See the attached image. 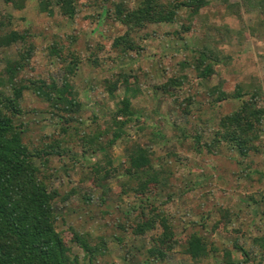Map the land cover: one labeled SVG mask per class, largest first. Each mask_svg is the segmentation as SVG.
Listing matches in <instances>:
<instances>
[{
    "label": "rangeland",
    "instance_id": "rangeland-1",
    "mask_svg": "<svg viewBox=\"0 0 264 264\" xmlns=\"http://www.w3.org/2000/svg\"><path fill=\"white\" fill-rule=\"evenodd\" d=\"M40 2L26 0L22 8H16L0 0V34L16 32L25 39L0 48V70L6 83L4 91L10 94L5 69L19 59L20 53L32 48V56L12 83L28 85L29 80L41 79L61 86L66 82L81 106L77 112L69 108V113L55 112L30 89H24L19 102L22 113L16 117L27 145L41 146L62 138L67 142V156L53 158L49 172L45 170L49 190L61 196L70 194L64 202L55 201L57 231L73 230L94 240L104 239L106 252L98 255V264H264V255L253 245L254 238L264 233V132L256 145L259 153L246 158L223 143L214 144L218 120L240 103H214L210 94L219 83L231 94L238 84L254 82L262 89L259 105L264 107V36L247 34L243 46L227 45L231 65L219 66L211 80L203 82L195 78L188 64L185 69L179 65L188 58L184 47L200 36L197 26L183 34L182 20L149 24L129 37L143 50L123 53L112 50L111 44L127 32V27L104 15L102 0H76L77 12L71 19L62 16L56 0L48 1L46 12L40 10ZM238 2L208 4L200 11V24L208 21L212 26H228L234 31L243 28L250 33L257 14L241 11L236 16L229 5ZM135 3L129 0L127 7ZM180 13L184 20L187 12ZM54 44L61 52L50 53ZM120 74L130 76L131 90L140 92L131 100L134 115L125 128L127 134L109 151L83 156L85 141L93 139L95 143L97 134L101 136L98 142L107 138L102 130L110 127L111 114L126 95L123 85L116 82ZM181 75H187L188 82L172 97L155 89L172 76ZM105 81L116 84L112 96ZM187 97L192 98V115H178L173 111L174 99ZM64 119L70 121L65 124ZM63 127L67 128L65 133ZM196 134L201 136L199 146L194 144ZM137 146L146 150L148 172L158 177L159 184L153 185L157 186L155 194L148 196L150 206L141 204L134 193L145 178L130 179L121 166ZM36 163L39 166V161ZM104 174L108 175L105 179ZM72 189L75 193H70ZM152 207L170 222L178 241L161 262L149 259L147 253L161 228L156 225L141 235H134L131 229L133 223L155 214ZM192 235L203 239L207 256L193 260L185 253L186 239ZM72 251L81 254L75 245Z\"/></svg>",
    "mask_w": 264,
    "mask_h": 264
},
{
    "label": "trees",
    "instance_id": "trees-1",
    "mask_svg": "<svg viewBox=\"0 0 264 264\" xmlns=\"http://www.w3.org/2000/svg\"><path fill=\"white\" fill-rule=\"evenodd\" d=\"M25 1L5 0L16 8H22ZM48 1L41 0L39 3L42 12L48 10ZM128 1L102 0L101 8L104 10V15L127 27V32L123 36L113 40L111 49L123 53L126 50L139 53L143 49L135 46L133 40L129 38L131 32L142 30L149 24H171L182 20L185 22L181 29L183 34L190 33L197 26L200 36L191 46L184 47L188 58L179 65L185 69L188 64L195 78L203 82H209L219 66L231 65L232 58L225 52L227 45L243 46L248 38L247 34L254 36L257 35L255 33H260L264 36V0H239L238 3L229 5L231 10L227 8L236 16H239L241 11L257 14V22L249 28L250 33L243 28L234 31L228 26H212L208 21L200 24L202 9L208 4L214 6L226 4L228 0H212L211 4L206 0H136L132 8L127 7ZM56 3L59 5L62 16L69 19L75 16L76 0H56ZM181 11L187 12L184 20ZM19 41H25L24 35L16 32L0 34V48ZM49 50L51 54L56 53L57 50L61 52L55 44ZM31 52L32 48H27L19 54V59L15 63L6 67V78L11 85L10 94L4 91L3 87L6 83L3 72L0 70V264H98L96 258L99 254L106 252L104 239L94 240L88 235L78 234L73 230H67L65 233L57 231L59 213L55 209V201L64 202L70 194L61 196L58 191L49 190L46 185L45 170H50V162L53 158L67 156L69 149L64 150L67 142L62 138L41 146L27 145L23 141L24 129L16 123V117L22 113L19 102L24 89H30L37 98L48 103L55 112L69 113L68 108L72 112H77L81 107L70 85L66 82H63L61 86L53 80L47 82L41 79L29 80L28 85L16 86L12 83L18 70L28 63L32 56ZM119 77L116 82L120 86L123 85L126 95L119 102L120 105L116 111L111 114L110 127L102 130L107 138L98 142L101 136L97 134L95 138L98 144L94 143L93 139L85 141L87 145L82 144L81 150L83 156L99 151L107 152L114 144L121 142L127 134L125 128L132 122L134 115L131 100L139 96L140 92L138 89L136 92L131 90L130 76L120 74ZM187 82V75L172 76L155 89H160L166 97H172L174 92ZM103 84L108 85L106 88L110 95L117 89L116 84L110 81H105ZM222 86L223 84L219 83L210 90L212 101L215 103L239 100L240 104L236 110L218 120L213 130V143H223L243 158L251 153L258 154L260 149L256 145L260 140V134L264 132V107L259 105L263 97L262 89L254 82L248 85L240 83L234 92L229 94L222 90ZM248 95L249 98L245 99L244 97ZM173 103V111L178 115L186 117L192 115L191 97L175 98ZM62 117L65 118V116ZM70 120L72 121V118ZM70 120L64 119L65 124ZM136 122L139 121L136 120ZM66 129L63 127L62 132L65 133ZM200 139L201 136L198 134L193 137L196 146H199ZM206 147L210 152V146L206 145ZM38 161L39 166L36 163ZM148 165L146 150L137 146L134 154L129 155L121 166L130 179L145 178L135 188L134 193L136 197H140L141 204L146 202L150 206L152 202H148V196L155 194L157 186L154 188L153 185L159 183L157 175H151L148 172ZM105 176L108 175L104 174L103 179ZM70 193H75V190L72 189ZM134 208L136 207L133 206L132 209ZM154 209L155 207H152L151 213H155ZM156 225L161 228V232L152 239V245L147 253L149 259L161 262L178 243L171 224L165 216L152 214L145 220L133 223L131 229L134 235H141ZM126 230L127 228L124 231ZM186 240L185 253L191 259L197 260L209 254L202 238L192 235ZM72 245L80 250V255L73 254ZM253 245L263 256L264 233L254 238ZM234 246L244 257L249 258L243 248L237 244Z\"/></svg>",
    "mask_w": 264,
    "mask_h": 264
}]
</instances>
